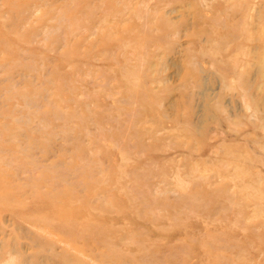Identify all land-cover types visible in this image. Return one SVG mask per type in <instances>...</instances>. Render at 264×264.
<instances>
[{"label":"rangeland","instance_id":"obj_1","mask_svg":"<svg viewBox=\"0 0 264 264\" xmlns=\"http://www.w3.org/2000/svg\"><path fill=\"white\" fill-rule=\"evenodd\" d=\"M0 264H264V0H0Z\"/></svg>","mask_w":264,"mask_h":264}]
</instances>
